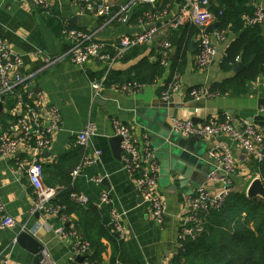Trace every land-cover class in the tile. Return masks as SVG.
Wrapping results in <instances>:
<instances>
[{
    "label": "crops",
    "instance_id": "1",
    "mask_svg": "<svg viewBox=\"0 0 264 264\" xmlns=\"http://www.w3.org/2000/svg\"><path fill=\"white\" fill-rule=\"evenodd\" d=\"M156 2L158 0H155V5ZM170 2L171 8L168 13L163 11V16L157 23L159 26L165 25L161 42H153V47L152 44L148 45L149 50L154 49V54L149 55V50H145L137 58L115 61L110 66V71L126 72L144 57L147 58L145 64L159 59L158 53L162 42H170L169 38H172L170 32L176 29L171 27L170 22L176 15L182 0H170ZM110 3L113 14L122 8H126V11L119 20H110L106 23L105 18L88 12L82 13L72 0H54L50 13L42 12L29 1L0 0V37L8 43L11 53L20 56L31 73H34L29 92L32 94V100L41 101L45 121H49L53 109L60 113L59 129L53 134L50 147L39 158L44 165L43 183L56 182L52 176L57 174L55 170L57 166L62 165L67 168L66 163L62 162L66 157L73 165L75 163L79 165L84 160H88L89 163L82 168L74 181L70 174L71 185L77 194L88 199L86 207L94 206L101 211V216L109 227L112 225L110 211L116 210L121 214L125 227V239L118 244L116 255L121 254L136 264H164V262L175 264L181 219L188 213L189 198L195 188L203 182L205 176L202 172H198L196 181L187 183L186 192L178 187L175 193H166V181H159L160 174L158 188L165 200V217L162 224L156 223L149 208L143 203L134 179L124 171L121 160H116L113 156L110 139L114 137V122L118 121L127 125L137 139L141 142L148 141L155 153L156 150L152 147L155 144L151 143L145 130L139 126V120L144 118L146 111L151 110L153 106H158V102L169 99L171 104L160 109L165 111L168 125L174 119H195L198 124L214 120H229L238 124L242 120H247L264 137V110L262 109L264 66L260 68L258 78L249 85L248 94L217 95L193 102L189 97L190 89L210 88L212 83L221 82L233 75L232 72H223L220 64L226 50L240 33L236 34L231 29H225L222 40L213 39L217 56L205 69L195 65L198 33L191 35L189 39L187 36L183 37L182 55L178 59L175 58L181 41V34H178L176 41L173 44L170 42L172 48L168 65L166 67L160 65L164 69L161 76L154 78L152 82L140 85L139 92L134 95H124L118 90L106 87L98 98L93 99L90 84L92 81L106 78L110 72H107L106 63L94 59L82 67H76L67 59H63L49 67H43L47 59L60 57L68 49L62 34L65 27L75 28L84 33H96L97 41L109 45L121 38L136 36L145 30L146 26L138 23L143 13L137 17L136 21H133L132 17L137 5L142 3H135L134 0H110ZM212 5L218 6L217 0H214ZM250 5L254 9L264 7V0H252ZM154 6L151 7L154 8ZM212 23L217 22L215 20L210 24ZM215 30L219 29L216 27ZM191 43H193L192 47H190ZM240 58L241 55L238 58V63L241 64ZM89 73L92 74V78L89 77ZM175 81L178 83V90L168 99H164L163 92ZM7 110L8 107L1 106L0 134L9 122L5 119ZM89 122L95 125L94 134L90 137L86 148L77 147V136ZM219 141L229 145L236 161V173L231 185L227 187L216 182L208 185L210 193L217 197L225 192L224 200L229 193H243L247 196L250 184L259 176L255 171V160L240 146L226 137H218L201 140L202 145L196 144L194 149L203 150L205 147V160L208 151ZM158 164L160 166L159 162ZM103 180L105 183L102 182ZM48 187L56 189L59 186L55 183L54 187L53 185ZM103 194H107L110 204L101 202L100 197ZM32 197V188L25 174L14 170L12 160L0 158V203L4 206L6 215L15 223L13 228H1L0 217L1 262L5 264L32 263L33 255L15 243L16 235L25 231L41 244L42 253L48 254L54 264L78 263L77 257L72 252V239L55 233L56 228L63 226L67 227L66 229L75 228L82 238L90 243L91 251L88 257L93 252L92 246H96L102 249L101 264H110L114 251L108 239L99 236L94 230H85L80 227L75 214L69 217L64 215V221L61 218L62 215H43L32 212ZM111 231L115 233L112 228Z\"/></svg>",
    "mask_w": 264,
    "mask_h": 264
},
{
    "label": "built area",
    "instance_id": "2",
    "mask_svg": "<svg viewBox=\"0 0 264 264\" xmlns=\"http://www.w3.org/2000/svg\"><path fill=\"white\" fill-rule=\"evenodd\" d=\"M40 9L50 13L54 0H25ZM135 3L155 5V0H134ZM82 13H92L100 18L119 20L126 8L112 13L110 0H72ZM208 0H182L178 11L173 17L171 27L178 28L185 25H193L198 28L196 38L197 53L195 65L200 69L207 68L217 56V48L213 39L222 40L224 31L215 30L211 34L206 33L205 28L215 21V17L206 8ZM162 13L147 11L139 18L141 26L153 25L152 28L131 38H121L113 44H106L95 39L96 33H84L75 28L65 27L62 31L68 49L57 58L47 59L44 67H49L57 62L67 59L70 64L82 67L88 62L97 59L106 63L107 72L113 62L119 61L131 48L148 46L158 36L163 37L165 25H158ZM244 26L264 25V7H257L251 15H242ZM172 45L163 41L159 50V64L168 65ZM34 73L28 69L24 60L11 53L8 43L0 37V105L8 107L7 117L9 122L0 134V158L12 160L14 170L24 173L32 188L33 206L32 212L43 215H60V206H53L52 201L57 195V190L43 184L44 165L40 162V156L50 147L53 134L59 129L61 117L58 110L53 109L48 122L45 121L43 105L39 100H32L29 87ZM264 83V73H263ZM92 97L98 98L106 87L103 80L92 81ZM124 95H134L139 92L140 85L137 82H128L118 87L111 86ZM178 90V83L170 84L163 92L162 97L168 99L173 92ZM217 96L208 87H195L190 89L189 97L193 102H199L205 98ZM264 110V105L263 108ZM171 133L175 136L198 137L200 140L226 137L240 146L258 164L264 159V137L262 133L247 120L234 124L229 120H214L206 123H194L191 119H174L170 123ZM114 136L120 138L121 163L124 171L134 179L136 189L143 203L149 208L153 220L162 224L165 217V200L158 188L160 166L154 158V151L148 141L141 142L132 133L130 128L118 121L113 125ZM95 125L87 123L76 139V146L86 148L90 137L94 134ZM206 161L210 165V171L203 182L198 185L189 198V209L186 216L181 219L177 236L178 249L186 239H195L201 231L200 215L217 210L222 205L225 192L214 197L208 185L218 183L224 186L231 185L236 173V161L233 153L225 142L219 141L208 151ZM84 160L71 172L74 181L82 168L88 164ZM98 181V180H97ZM71 198L85 205L88 199L79 194H71ZM103 204H110L107 194L100 197ZM1 228H13L14 220L7 216L4 206L0 203ZM65 221V216H61ZM110 222L114 226L117 240L125 239V227L122 216L116 210L110 211ZM55 233L61 237L71 238L73 254L75 257H86L81 263L89 264L87 257L91 251V245L82 238L75 228L66 229L61 226L55 229ZM40 264H54L48 254H43ZM0 264H5L0 261ZM165 264V262H164ZM178 264H185L182 260Z\"/></svg>",
    "mask_w": 264,
    "mask_h": 264
},
{
    "label": "trees",
    "instance_id": "3",
    "mask_svg": "<svg viewBox=\"0 0 264 264\" xmlns=\"http://www.w3.org/2000/svg\"><path fill=\"white\" fill-rule=\"evenodd\" d=\"M251 1L217 0L218 6L210 7L209 12L215 17L219 30L231 29L236 34L240 33L226 50L220 64L223 72H232L233 75L221 82L212 83L210 91L214 94L238 96L248 94L249 85L258 78L259 70L264 66V25L246 27L242 20V15H251L254 12V8L250 5ZM170 8V0H158L154 8L147 4H138L132 16L133 21L147 11H159V13L167 11L168 13ZM197 33L198 28L190 24L170 32L172 38H169V41L172 44L176 41L178 34H181L176 59L182 55L183 37L187 36L189 39L191 35ZM145 50H149V46L131 48L121 60L137 58ZM151 54H154L153 48L149 50V55ZM240 55L244 68L240 72H234ZM146 60L147 58L144 57L126 72L110 71L103 80L104 86L118 87L128 82L144 85L163 74L164 69L160 66L158 59L148 64H145ZM172 65L174 67V61ZM89 77L92 78V74L89 73ZM3 128L5 129L6 125ZM62 162L66 163L67 168L62 165L56 167L57 174L52 176L56 182L46 184L45 181L44 184L54 187L57 183L59 186L55 187L58 192L52 205L62 208L60 215L69 217L75 214L80 227L85 230H94L99 236L110 241L114 251L110 264H136L121 254L116 255L118 244L121 242L116 239L115 233L102 218L101 211L94 206L86 207L71 198V194H77L70 179V174L77 164L70 163L67 157ZM255 171L259 176L257 178L264 185V159L256 163ZM200 222V233L195 239H186L182 242V247L178 249L175 257V264L181 260L185 264H264V199L248 198L243 193H229L219 209L201 214ZM92 249L93 252L87 259L88 263L101 264L102 249L96 246H92Z\"/></svg>",
    "mask_w": 264,
    "mask_h": 264
},
{
    "label": "water",
    "instance_id": "4",
    "mask_svg": "<svg viewBox=\"0 0 264 264\" xmlns=\"http://www.w3.org/2000/svg\"><path fill=\"white\" fill-rule=\"evenodd\" d=\"M214 0H208L206 8L209 10ZM153 25L145 27V31L152 28ZM218 27V23H212L205 28L206 33L211 34ZM162 36L154 39L155 43H159ZM178 41L176 42V46ZM154 44H152L153 47ZM193 46L191 43L190 47ZM243 66L238 63L234 68L235 72H240ZM171 104V100H162L158 102V106H153L151 110L145 112L144 118L139 120V126L145 130L148 139L155 144L152 147L156 150L154 158L160 163L161 179L166 181V193H175L179 187L183 192L188 190L187 183H194L198 172H202L206 176L210 171V165L204 160L206 154L205 147L203 150L194 149V145H202L198 137L175 136L170 132V125L166 122L165 111H160L164 106ZM1 112V105H0ZM196 123L195 119H192ZM120 138L114 136L110 139L112 153L116 160L121 157ZM161 157V158H159ZM105 183V181H102ZM190 194H192L190 192ZM248 198L259 197L264 199V185L260 179H255L250 184L247 191ZM114 229V226H110ZM15 243L33 255L31 264H40L43 255V247L29 233L22 231L15 237ZM86 257H77L76 261L81 263Z\"/></svg>",
    "mask_w": 264,
    "mask_h": 264
},
{
    "label": "bare ground",
    "instance_id": "5",
    "mask_svg": "<svg viewBox=\"0 0 264 264\" xmlns=\"http://www.w3.org/2000/svg\"><path fill=\"white\" fill-rule=\"evenodd\" d=\"M92 98H93V97H92ZM93 99H95V98H93ZM170 132H171V128H170ZM205 160H206V159H205ZM206 162H207V161H206ZM207 163H208V162H207ZM208 164H209V163H208ZM255 179H259V178H255ZM255 179H254V180H255ZM43 184H44V183H43Z\"/></svg>",
    "mask_w": 264,
    "mask_h": 264
}]
</instances>
